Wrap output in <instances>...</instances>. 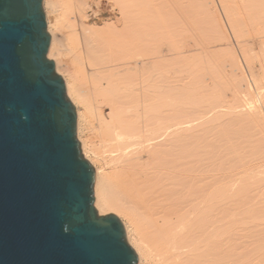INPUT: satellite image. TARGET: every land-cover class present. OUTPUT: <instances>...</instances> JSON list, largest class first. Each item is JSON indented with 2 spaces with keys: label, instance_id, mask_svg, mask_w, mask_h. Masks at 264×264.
Masks as SVG:
<instances>
[{
  "label": "bare ground",
  "instance_id": "1",
  "mask_svg": "<svg viewBox=\"0 0 264 264\" xmlns=\"http://www.w3.org/2000/svg\"><path fill=\"white\" fill-rule=\"evenodd\" d=\"M44 3L95 205L139 264H264V0H220L237 47L215 0Z\"/></svg>",
  "mask_w": 264,
  "mask_h": 264
},
{
  "label": "water",
  "instance_id": "2",
  "mask_svg": "<svg viewBox=\"0 0 264 264\" xmlns=\"http://www.w3.org/2000/svg\"><path fill=\"white\" fill-rule=\"evenodd\" d=\"M51 41L44 0H0V264H139L122 219L95 205Z\"/></svg>",
  "mask_w": 264,
  "mask_h": 264
},
{
  "label": "rangeland",
  "instance_id": "3",
  "mask_svg": "<svg viewBox=\"0 0 264 264\" xmlns=\"http://www.w3.org/2000/svg\"><path fill=\"white\" fill-rule=\"evenodd\" d=\"M159 1V0H158ZM215 3L217 4V6H218V8L220 9L221 8V10H219L220 12H221V15L223 16V18H224V20H225V23L227 24V26H228V28H229V30H230V32H231V29H230V27H229V24H228V22H227V19L225 18V15H224V12H223V9H222V5H221V3H220V0H215ZM48 4H45L44 3V7H45V10L47 9V11H51V6L50 5H48ZM47 11H46V14H47ZM195 13H197V22L200 20V23L198 24V26H205L206 24H203L202 22L204 21L202 18H203V14H201L199 11L197 12L196 10H195ZM195 16H196V14H195ZM205 23V22H204ZM50 31V30H49ZM57 31V32H56ZM51 32V31H50ZM51 34H52V32H51ZM53 34H55V36L57 37V38H59V39H63L64 38V35L62 34V32L61 31H59V30H54L53 31ZM231 35H232V39H233V42L235 41V39H234V36H233V34H232V32H231ZM235 43V46L237 47V44H236V42H234ZM50 57V56H49ZM51 58H53V59H55L54 57H51ZM244 66H245V68H246V73H247V76L249 77V81L251 82V85H252V87H253V89L255 90V93H257L256 92V90H257V88H256V82H255V80H254V78H253V76H252V74L250 73V71H249V69H248V67L246 66V64H244ZM253 90V91H254ZM254 92H253V95L255 96V95H257V94H255ZM106 111H108V109H106ZM97 125H98V121H97V119H94L93 120V128L92 129H88L89 131H90V133H92L91 135H96V133L95 132H97ZM95 127H96V129H95ZM248 129H251V128H248ZM87 130V131H88ZM91 130H93L92 132H91ZM77 131H78V129H77ZM88 131V132H89ZM247 131H250V130H247ZM252 131V130H251ZM89 133V134H90ZM250 133V132H249ZM249 133H246V135L247 134H249ZM252 133H253V131H252ZM254 134V133H253ZM250 135V134H249ZM251 136V135H250ZM251 137H254V135H252ZM78 138L80 139V136H79V131H78ZM250 138V137H249ZM247 139H248V137H247ZM89 159V158H88ZM255 211V210H254ZM253 211V213H251L250 214V217H249V233L251 234V236H250V240L253 242V245L252 246H250V247H253V254L255 253V255L258 257V256H261L262 255V253L264 252L263 251V249H261V248H259L260 246L259 245H257L258 243L257 242H259L260 240H261V237L260 236H262V235H257V228H258V226H257V223H258V221L256 220V214H254L255 212ZM110 212H113V211H110ZM109 213V212H108ZM258 236L260 237L259 238V241H256V240H258ZM253 239H252V238ZM263 240H264V235H263ZM130 242V241H129ZM131 243V242H130ZM260 243H263L264 244V242H262V241H260ZM133 245V244H132ZM264 246V245H263ZM134 247V246H133ZM135 248V247H134ZM264 248V247H263ZM255 249V250H254ZM263 251H261V250ZM257 250V251H256ZM259 254V255H258ZM263 256H264V254H263Z\"/></svg>",
  "mask_w": 264,
  "mask_h": 264
}]
</instances>
